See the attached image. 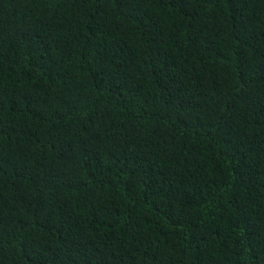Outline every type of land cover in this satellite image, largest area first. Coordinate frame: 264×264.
I'll list each match as a JSON object with an SVG mask.
<instances>
[{"label": "trees", "instance_id": "16d2710c", "mask_svg": "<svg viewBox=\"0 0 264 264\" xmlns=\"http://www.w3.org/2000/svg\"><path fill=\"white\" fill-rule=\"evenodd\" d=\"M0 264H264V0H0Z\"/></svg>", "mask_w": 264, "mask_h": 264}, {"label": "clouds", "instance_id": "9594fccd", "mask_svg": "<svg viewBox=\"0 0 264 264\" xmlns=\"http://www.w3.org/2000/svg\"><path fill=\"white\" fill-rule=\"evenodd\" d=\"M187 34V37L188 39H190L192 37V34L191 32L189 31V29H184L183 28V35H186ZM213 137V135H210V134H205L203 135L198 141H206V140H210L211 138Z\"/></svg>", "mask_w": 264, "mask_h": 264}]
</instances>
